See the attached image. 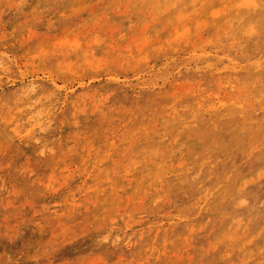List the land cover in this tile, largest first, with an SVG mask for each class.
<instances>
[{
  "label": "rangeland",
  "instance_id": "obj_1",
  "mask_svg": "<svg viewBox=\"0 0 264 264\" xmlns=\"http://www.w3.org/2000/svg\"><path fill=\"white\" fill-rule=\"evenodd\" d=\"M0 264H264V0H0Z\"/></svg>",
  "mask_w": 264,
  "mask_h": 264
}]
</instances>
